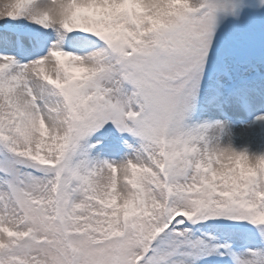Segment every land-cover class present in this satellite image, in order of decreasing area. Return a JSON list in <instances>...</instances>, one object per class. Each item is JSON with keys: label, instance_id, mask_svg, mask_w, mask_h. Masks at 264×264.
Masks as SVG:
<instances>
[{"label": "snow or ice", "instance_id": "6c2138e0", "mask_svg": "<svg viewBox=\"0 0 264 264\" xmlns=\"http://www.w3.org/2000/svg\"><path fill=\"white\" fill-rule=\"evenodd\" d=\"M0 264H264V0H0Z\"/></svg>", "mask_w": 264, "mask_h": 264}]
</instances>
